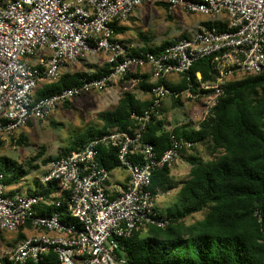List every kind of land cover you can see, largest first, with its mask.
<instances>
[{
  "label": "built area",
  "instance_id": "1",
  "mask_svg": "<svg viewBox=\"0 0 264 264\" xmlns=\"http://www.w3.org/2000/svg\"><path fill=\"white\" fill-rule=\"evenodd\" d=\"M150 3L206 16L213 25L203 24L193 35L175 39L158 55H132L135 47L118 38L113 24H129L134 12ZM98 55L109 66L103 76L36 98L40 87ZM206 59L212 79L204 82L200 72L192 79L194 65ZM144 69L151 76L149 106L132 113L134 126L115 128L54 161L40 181L56 183L57 192L11 196L0 174V232L24 228L30 233L1 264L38 263L51 251L57 264H126L125 243L134 232L168 225L170 219L157 211L160 192L151 190L152 177L171 169L183 150L195 144L174 134L182 124L164 126L171 145L159 155L145 133L166 99L201 101L204 121L229 82L264 72V0H0V142L78 97L110 90L131 70L142 74ZM171 76H187L188 85L178 91L161 83ZM130 83L138 86L142 77H132ZM102 148L118 151V168L129 178L125 187L110 188L111 171L99 160ZM40 205L65 207L74 222L58 214L41 215L36 211Z\"/></svg>",
  "mask_w": 264,
  "mask_h": 264
},
{
  "label": "trees",
  "instance_id": "2",
  "mask_svg": "<svg viewBox=\"0 0 264 264\" xmlns=\"http://www.w3.org/2000/svg\"><path fill=\"white\" fill-rule=\"evenodd\" d=\"M162 5L168 9L165 4ZM204 24L213 25L211 21ZM113 28L116 35L128 29L117 27V23L113 24ZM172 42H165L161 46L135 47L130 49V53L138 55L150 52L158 55ZM108 68L106 64L93 74L64 73L57 82L40 87L36 98L41 99L79 85L83 79L100 78ZM199 72L204 82L212 79L210 60L196 63L190 71V77L195 79ZM161 83L179 91L186 88L188 79L184 76L176 85L165 80ZM139 88L149 92L152 85L143 82ZM70 105L71 102H68L63 107ZM146 108L133 92H124L116 108L98 114L102 128L86 130L73 140L69 148L49 161L66 157L71 152L78 151L90 139L105 135L115 128L126 130L134 126L132 113H142ZM174 134L177 138H184L195 144L190 150L196 153L190 154L187 159L191 165L189 178L182 183L179 202L165 214L170 219L168 225L163 228L149 226L147 235L142 236L137 231L126 241V264H263L264 72L229 82L217 106L201 122L199 129L182 125L174 129ZM24 138L25 135H22L21 144ZM145 139L155 146L159 155L171 145L169 134L157 119L149 126ZM197 146L205 147L211 158L217 153L220 156L204 159ZM185 151L182 152V158H185ZM99 160L109 171L119 167L116 149L102 148ZM0 174L5 177V185L13 187L30 172L17 162L2 157ZM35 183L42 189L34 193L44 192L46 196H51L59 190L56 183L47 186L40 180ZM173 188L170 168L165 167L153 175L151 190L154 193L167 192ZM17 192L19 191L10 190L9 194L14 196ZM36 211L44 216L58 214L63 221L74 222L67 215L65 207L40 205L36 207ZM203 211L206 215L202 221L190 225L183 223L187 218ZM27 228L30 230L31 225L28 224ZM26 237L27 232L24 228L20 229L15 243ZM57 260V254L51 251L45 260L38 263L30 260L27 264H57Z\"/></svg>",
  "mask_w": 264,
  "mask_h": 264
},
{
  "label": "rangeland",
  "instance_id": "3",
  "mask_svg": "<svg viewBox=\"0 0 264 264\" xmlns=\"http://www.w3.org/2000/svg\"><path fill=\"white\" fill-rule=\"evenodd\" d=\"M207 20L208 17L206 16L188 15L180 8L171 12L161 3L145 4L136 10L135 16L131 17V27L126 31L124 41L135 45L136 48L161 46L165 42H172L183 35H193ZM83 62L80 66L83 65ZM80 72L88 73L86 71ZM135 76H141L142 83L151 80L147 69H144L142 74H140V70L137 73L131 70L125 78L117 82L116 87L109 91L110 93L105 91L78 97L71 102L70 107L60 108L46 120L33 122L26 130L12 136L13 138L9 137L7 140L0 142V158H9L30 172L19 184H15L20 186L21 192H27L30 187L36 188L35 182H39L54 162L49 161V159L57 158L64 149L70 147L76 137L90 128H102L103 124L98 118V114L114 109L123 93L128 92L125 90L128 89L136 97L142 98L141 93L143 92L139 88L140 84L131 87V78ZM175 79L177 78L174 76L168 78L170 83L173 84ZM125 82L128 83L125 84ZM170 103H172V106ZM183 109L186 110L184 113ZM172 110H176L179 115L172 114ZM203 112L204 104L201 101L188 99L176 103L172 98H168L161 107V115L162 113L165 115L161 118L159 116L157 120L163 123V127L176 126L183 124L185 121H189L193 126H199L202 122ZM22 135H25V138L21 144ZM197 150L204 159H213L220 156L217 153L211 158L205 147L197 146ZM193 153L196 152L186 150L184 152L185 158L178 160L180 165L178 166V161H176L171 167L174 188L169 189L167 192H160L157 198V211L160 214H167V210L179 202L180 188L182 183L189 178L191 171V165L187 159ZM12 188L10 187V190ZM205 215L206 212L203 211L187 218L183 223L185 225L197 224L204 219ZM146 230L140 231L142 236L147 235ZM18 233L19 231L15 233L0 232V259L13 250ZM27 234L30 233L27 232Z\"/></svg>",
  "mask_w": 264,
  "mask_h": 264
},
{
  "label": "crops",
  "instance_id": "4",
  "mask_svg": "<svg viewBox=\"0 0 264 264\" xmlns=\"http://www.w3.org/2000/svg\"><path fill=\"white\" fill-rule=\"evenodd\" d=\"M139 9V8H138ZM167 9V8H166ZM136 12V11H135ZM135 12H134V14H133V16H135ZM132 16V17H133ZM210 19V18H209ZM117 27H119V28H130L131 27V23H129V24H125V25H121V24H117ZM127 29V30H128ZM126 30V31H127ZM126 31H124V33H120V34H118L117 36H118V38L120 39L121 38V40L123 39H125V34H126ZM121 35H123V37H121ZM129 44V43H128ZM129 45H131V46H133V47H135V45H132V44H129ZM83 62V61H82ZM106 65V59H105V57L104 56H102V55H98V56H91V57H88V58H86L85 60H84V62H83V65H81L80 66V64L78 65V66H76V67H74L73 68V70L71 71V72H80V71H86V72H88V73H90V74H93V73H97V71H99V70H101L104 66ZM174 77H176V76H174ZM177 79H175L173 82H175L174 84L173 83H170V81L167 79L166 81L168 82V83H170V84H172V85H176V84H178L181 80H182V78H180V77H176ZM126 83H128V82H125V84ZM145 84L146 85H152L151 84V80H147V82H145ZM116 87V85H114L113 86V88L112 89H110V90H108L107 92H109V91H111V90H113L114 88ZM126 91H129L128 89L126 90ZM142 92L143 93H141V95H142V98H138V97H136L138 100H139V102L142 104V105H144V107L146 108V107H148L149 106V102H150V96H149V92H144L143 90H142ZM110 93V92H109ZM122 97V96H121ZM120 97V98H121ZM120 100V99H119ZM118 103H119V101H118ZM118 103H117V105H118ZM171 104V106H172V103H170ZM116 105V106H117ZM116 106L114 107V108H116ZM111 110H113V109H111ZM183 111V113L186 111V110H182ZM171 113L172 114H176V116L177 115H179L178 113H177V111L175 110V111H171ZM165 114L164 113H162V115H160V118L162 117V116H164ZM189 125V126H191V127H194V128H198V126L196 125V126H193V125H191V123L189 122V121H185V122H183V124L182 125ZM185 125V126H186ZM24 130H26V129H24ZM183 161V160H182ZM177 165L179 166L180 165V161H178L177 162ZM128 180H129V178H128V175H127V173L125 172V171H123V170H121V169H119V168H116L115 170H113V171H111V182H110V188L111 189H116V188H119V187H125L126 186V184L128 183ZM42 188H39V187H34V188H32V187H30L29 188V190L27 191V192H21V188H20V186L19 185H15V186H13V188L11 189V190H14V191H16V190H18L19 192H17V193H15V195L17 194H19V195H31L32 193H34V192H36V191H40ZM9 190H10V187H9Z\"/></svg>",
  "mask_w": 264,
  "mask_h": 264
}]
</instances>
